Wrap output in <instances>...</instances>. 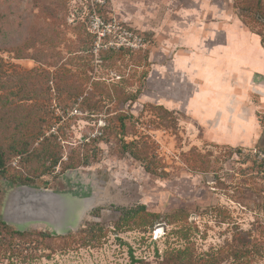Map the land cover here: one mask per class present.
Wrapping results in <instances>:
<instances>
[{
    "label": "rangeland",
    "instance_id": "rangeland-1",
    "mask_svg": "<svg viewBox=\"0 0 264 264\" xmlns=\"http://www.w3.org/2000/svg\"><path fill=\"white\" fill-rule=\"evenodd\" d=\"M259 11L0 0V264H264ZM17 186L63 218L3 221Z\"/></svg>",
    "mask_w": 264,
    "mask_h": 264
},
{
    "label": "water",
    "instance_id": "water-1",
    "mask_svg": "<svg viewBox=\"0 0 264 264\" xmlns=\"http://www.w3.org/2000/svg\"><path fill=\"white\" fill-rule=\"evenodd\" d=\"M19 195V205L24 204L22 197L29 198L27 207L13 206L10 210L9 199L13 195ZM64 206L59 195L48 191L30 188L26 186L14 187L9 192L4 211L2 213V219L7 223H13L17 229H22L23 223L30 221H42L47 224L56 226L60 219L64 215Z\"/></svg>",
    "mask_w": 264,
    "mask_h": 264
},
{
    "label": "trees",
    "instance_id": "trees-1",
    "mask_svg": "<svg viewBox=\"0 0 264 264\" xmlns=\"http://www.w3.org/2000/svg\"><path fill=\"white\" fill-rule=\"evenodd\" d=\"M260 10H261V8H260ZM259 16H260V18H259ZM250 18H253V19H255V20H258V19H264V13H261V11H259V13L257 12L256 13V18H254V17H250ZM258 34V33H257ZM259 35V34H258ZM260 43L262 44L263 43V40H262V38L260 39ZM259 122L261 123V126L263 127V129H264V117H262V118H260L259 119ZM23 150V149H22ZM22 150H21V152H22ZM20 151V150H19ZM20 152V153H21ZM20 153H17V155L18 154H20ZM51 159H53L52 160V164L54 165L56 162H57V160L56 159H54L53 158V155L52 156H49ZM42 159L43 160H45V159H47V156H46V158H45V153H43V156H42ZM3 163H4V159H3V150H2V148L0 147V172H2L3 171ZM25 179V181H29L30 179H28V178H24ZM141 210H142V212H143V207L142 206H140L139 207ZM129 214H131V216L133 215V214H136L137 213V210H129V212H128ZM147 215L149 216V217H157L156 215H154V214H152V213H147ZM127 217H130V215H128ZM143 225V222L142 221H137L136 222V224H135V226L136 227H141ZM15 233H18V232H16V231H14ZM135 262H137V260L135 259V258H131V263L130 264H134Z\"/></svg>",
    "mask_w": 264,
    "mask_h": 264
},
{
    "label": "bare ground",
    "instance_id": "bare-ground-1",
    "mask_svg": "<svg viewBox=\"0 0 264 264\" xmlns=\"http://www.w3.org/2000/svg\"><path fill=\"white\" fill-rule=\"evenodd\" d=\"M22 200H23V203L24 204H22V205H19V203H20V201H19V195H17V194H15V195H13L12 196V198L11 199H9V208L11 207H13V206H19V207H27V205H29L28 204V200H29V198H27L26 196H24V197H22ZM19 202V203H18ZM21 204V203H20Z\"/></svg>",
    "mask_w": 264,
    "mask_h": 264
},
{
    "label": "built area",
    "instance_id": "built-area-1",
    "mask_svg": "<svg viewBox=\"0 0 264 264\" xmlns=\"http://www.w3.org/2000/svg\"><path fill=\"white\" fill-rule=\"evenodd\" d=\"M130 35H131V34H128L127 36H130ZM125 40H126V42H127V38H126V37H125ZM113 43H115V42H108V45L111 46V47H114L115 44H116L115 47H120L121 44H122V43H119V44H117V43L113 44ZM122 45H123V44H122Z\"/></svg>",
    "mask_w": 264,
    "mask_h": 264
},
{
    "label": "flooded vegetation",
    "instance_id": "flooded-vegetation-1",
    "mask_svg": "<svg viewBox=\"0 0 264 264\" xmlns=\"http://www.w3.org/2000/svg\"><path fill=\"white\" fill-rule=\"evenodd\" d=\"M10 210H11V207H10Z\"/></svg>",
    "mask_w": 264,
    "mask_h": 264
}]
</instances>
